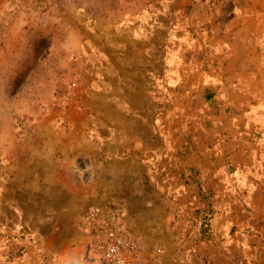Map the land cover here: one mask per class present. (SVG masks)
I'll return each mask as SVG.
<instances>
[{
  "label": "rangeland",
  "instance_id": "1",
  "mask_svg": "<svg viewBox=\"0 0 264 264\" xmlns=\"http://www.w3.org/2000/svg\"><path fill=\"white\" fill-rule=\"evenodd\" d=\"M235 4L243 9L242 26L215 11ZM200 5L205 8H197ZM205 14L208 20L202 18ZM209 24L215 25L213 37L223 35V30L234 34L243 29L251 49L260 52L264 0H0V264H22L29 247L40 264H50L53 257L43 250L41 234L53 231L59 217L63 225L69 224L71 215L78 216L72 220L78 229L87 230L83 221L90 206L117 209L123 226L154 264L164 248L158 246L148 255L143 236L133 226L160 236V225L150 219L158 215L156 210L151 214L157 205L172 217V240L179 239L183 247L194 243L195 232L198 243L206 242L197 229L196 207L185 210L178 202L179 189L158 184L161 173L151 167L142 165L128 174L137 180L135 187H118L114 181L102 188L92 182L98 176L86 169L87 162L76 159L70 173L74 185L69 188L50 179L49 149L53 131H75L101 148L97 139L108 135L107 127L88 124L78 132L63 112L82 100L106 107L100 96L124 85L121 77H130L138 66L153 67L155 74L163 55L192 45L193 37L206 33ZM178 230L185 236H178ZM261 239L264 243V232ZM199 248L186 247L184 259L192 262Z\"/></svg>",
  "mask_w": 264,
  "mask_h": 264
},
{
  "label": "crops",
  "instance_id": "2",
  "mask_svg": "<svg viewBox=\"0 0 264 264\" xmlns=\"http://www.w3.org/2000/svg\"><path fill=\"white\" fill-rule=\"evenodd\" d=\"M215 11L237 26L244 22L236 4ZM212 24L186 49L163 55L155 74L153 67L138 66L130 77H121L124 85L101 94L106 107L82 100L63 112L78 132L88 124L107 127L108 135L97 139L101 148L75 131H53V184L72 187L73 163L83 159L98 176L92 180L97 187L114 181L118 187H135L137 180L128 174L145 165L161 173L158 184L179 189L182 207L191 209L198 195L209 197L213 218L206 242L198 243L195 232L194 243L183 247L172 240V217L159 205L150 219L160 225V236L133 226L148 255L164 248L158 264H264V44L260 52L252 50L243 29L213 37ZM62 217L53 231L41 234L43 250L53 257L50 264H92L97 257L90 232L76 227L72 220L78 216H69L64 225ZM191 246H200L192 262L184 259ZM27 255L22 264H40L31 247Z\"/></svg>",
  "mask_w": 264,
  "mask_h": 264
},
{
  "label": "built area",
  "instance_id": "3",
  "mask_svg": "<svg viewBox=\"0 0 264 264\" xmlns=\"http://www.w3.org/2000/svg\"><path fill=\"white\" fill-rule=\"evenodd\" d=\"M122 216L111 206H90L83 227L92 237L96 254L92 264H154L146 259L142 243L123 226Z\"/></svg>",
  "mask_w": 264,
  "mask_h": 264
},
{
  "label": "trees",
  "instance_id": "4",
  "mask_svg": "<svg viewBox=\"0 0 264 264\" xmlns=\"http://www.w3.org/2000/svg\"><path fill=\"white\" fill-rule=\"evenodd\" d=\"M191 206L196 207L199 219L198 232L202 239L211 237V220L213 218V209L210 199L207 195H198Z\"/></svg>",
  "mask_w": 264,
  "mask_h": 264
}]
</instances>
